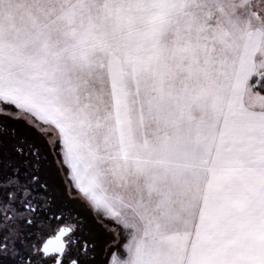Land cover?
<instances>
[{"label": "snow or ice", "instance_id": "1", "mask_svg": "<svg viewBox=\"0 0 264 264\" xmlns=\"http://www.w3.org/2000/svg\"><path fill=\"white\" fill-rule=\"evenodd\" d=\"M0 264H264V0H0Z\"/></svg>", "mask_w": 264, "mask_h": 264}]
</instances>
